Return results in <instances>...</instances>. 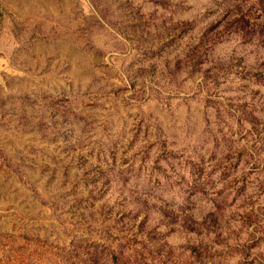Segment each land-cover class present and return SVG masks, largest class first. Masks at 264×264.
<instances>
[{
  "label": "rangeland",
  "instance_id": "374dc122",
  "mask_svg": "<svg viewBox=\"0 0 264 264\" xmlns=\"http://www.w3.org/2000/svg\"><path fill=\"white\" fill-rule=\"evenodd\" d=\"M0 264H264V0H0Z\"/></svg>",
  "mask_w": 264,
  "mask_h": 264
}]
</instances>
